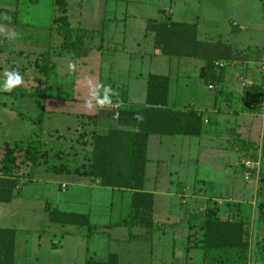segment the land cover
Here are the masks:
<instances>
[{"label": "rangeland", "instance_id": "rangeland-1", "mask_svg": "<svg viewBox=\"0 0 264 264\" xmlns=\"http://www.w3.org/2000/svg\"><path fill=\"white\" fill-rule=\"evenodd\" d=\"M163 4L162 8L170 6L174 12L171 17V24H176L181 21V16L184 17L187 22L186 26H182L184 35L190 40V45L184 50L180 49V44H173L179 51L172 54L168 58L171 61L173 69H176V64L181 62V65L192 64L184 67L183 74L179 78L176 87V91L182 101L179 103L194 102V98L199 99L206 96L210 100L214 99L213 92H209L206 89L203 79L198 78L195 68L201 63L200 59L216 60L215 62H221L225 64L226 70L229 75H235V68L231 66V61L228 58H217L216 52H210L207 46L215 47L217 44L220 46H230V51L238 53L240 56H244L241 52V47H248L251 45L254 53L258 54L262 60H264L263 46H264V0H246L239 6L236 0H159ZM67 8V18L72 28L85 27L84 18L77 20L79 12L84 11L83 16L89 11V0H65ZM238 3V4H237ZM151 5L154 4V0L151 1ZM120 5V4H119ZM59 4H56L55 0H0V159L4 153H7L3 146L17 144L21 147H25L32 143L39 149L37 143L40 139V132L38 122H31L36 120L41 114L40 103L41 101L36 99H30L19 94L20 91H27L31 85H34L36 78H42L39 73V69L35 67V61L42 62L39 57L40 53L50 52L51 62L53 68L48 75V84L46 88L47 95L57 97H71V93L74 89L73 83L76 79V57L73 49L63 51L62 53L56 48L57 41H61L56 33L55 29H50L55 25L54 18H58L61 14L56 11L59 8ZM240 10L243 14L242 18L247 22L252 23V27L248 26L246 30H238L232 27L233 22L239 21L233 19L229 20L228 17H235L237 10ZM247 15L245 17L244 15ZM82 16V17H83ZM10 18V19H9ZM16 19V23H11ZM79 22H77V21ZM87 20V19H86ZM166 21L165 18H163ZM58 22V21H57ZM80 23V24H79ZM87 26V24H86ZM173 26V25H172ZM180 28H173V32H176ZM18 33L15 38H10L11 33ZM176 34V33H175ZM176 35H173V37ZM100 37V35H99ZM96 34L87 43L90 47L103 44L100 38ZM175 38H173L174 40ZM55 44V45H54ZM19 45V46H17ZM105 45V43H104ZM165 45L160 44V51L165 49ZM21 49L18 51V49ZM168 59V60H169ZM242 60V58H241ZM248 60V59H247ZM243 61V60H242ZM250 61V60H248ZM70 65H74L71 68ZM244 65V64H243ZM43 66V64H42ZM106 71V67L102 65ZM18 71L23 77V84L16 87L11 94L2 90V86L6 77L5 71ZM186 70V71H185ZM186 72V73H185ZM187 76V80H182ZM101 77L103 72L101 70ZM100 77V79H101ZM100 94H103L102 83ZM42 90V88L40 89ZM217 103L220 105L225 103L222 96L219 97L215 94ZM203 100V98H202ZM234 100V99H233ZM236 101V100H235ZM234 101V102H235ZM211 104L197 105L194 104L196 109H203L202 117L206 118L209 123L203 125V134L201 137H183L179 136L177 142H190L180 144L176 146L164 145L160 148L153 147L151 145L150 155L159 159V162H154L148 166V188L155 187L158 191L164 193H170L171 196L157 195L156 207L157 212L160 205H166L171 203L175 205L178 211L191 213L196 201L202 205L203 209L213 205H219L217 203L218 198H222L225 201L226 193L233 195L234 200L240 201V205L244 211V220L247 221L252 229V235L250 240L249 260L248 264H264V220L260 217V210L264 212V154L261 153L260 146L264 139V121L260 116L257 118V127L253 128L252 139L258 143L257 159L259 160V172L260 180L255 181L253 178L246 180L244 178L243 169L236 165L237 156H240L234 150L228 151L227 154L217 150V140H223V132L225 128L233 127L235 124V117L217 120V113L211 111ZM238 102L233 103V106H237ZM47 114H43L40 118L46 117ZM55 118V119H53ZM75 118V117H74ZM48 119V120H47ZM44 126L47 128L48 124L57 121L56 126L59 130L58 135L65 134L67 127H71L72 121H76L68 116L58 117H46L43 118ZM52 120V121H51ZM233 123V124H232ZM67 125V127H66ZM66 127V128H65ZM79 127V128H78ZM73 128V127H72ZM80 129V126H77ZM82 130V129H81ZM80 130V131H81ZM50 133V132H49ZM71 136V132H67ZM53 135L46 136L49 140ZM68 139V138H67ZM169 139V138H168ZM167 139V140H168ZM68 144H70L67 141ZM65 142L63 146H67ZM200 144V146H199ZM72 147L75 143L72 141L70 144ZM49 153H56L58 147L47 146ZM70 153L73 151L70 148H66ZM256 151V149H254ZM157 155V156H156ZM232 157L231 159H229ZM42 157L39 158L40 164L37 167L30 165L27 171H34V175H43L45 178L48 173L45 172L44 163ZM69 160L67 156L62 158V163ZM189 163H188V161ZM61 161V160H60ZM59 161V162H60ZM228 161V162H227ZM185 162V163H184ZM227 162V163H226ZM157 173V179H154L153 174ZM172 173V175L170 174ZM51 175V174H50ZM62 181L69 182V178L63 175ZM47 178V177H46ZM34 177V182H26L20 180L19 192L20 196H28L35 198V202L40 199L49 203L46 205L48 209H54L56 203L63 202L71 198L73 192L81 193L78 195V200H84L85 193H82L77 188L70 186L59 188L58 184H50L39 182ZM253 179V180H252ZM155 185L153 186V182ZM177 186L187 187L184 190V198L186 205L183 204L181 197L175 192ZM64 189V191H61ZM244 189L245 191L243 192ZM241 192L238 198L236 195ZM85 192V190H84ZM243 192V194H242ZM89 197V195H87ZM93 200L89 205V210L93 216L92 223L97 225L98 228L92 237L90 244L95 248L97 254L95 259H101L105 254L106 249H112L111 251L121 252L123 258L130 253L131 249L137 251H143L145 248H149L152 251L150 257L148 250L142 252L139 263L144 262L149 256L150 262L148 264H169L171 263V238L169 233L172 229L165 228V232L168 235L162 238V242L145 243L142 241L137 242L132 240L126 244L112 243L109 246L108 238L112 240L116 235L127 236L129 233L137 234L138 229H134L131 222H125L123 226L102 227L103 224L116 223L119 221V215L121 219L127 220L130 216H126L129 197L127 194H123L120 191H109L107 189H95L93 190ZM102 196L101 199L98 197ZM63 200V201H62ZM71 200V199H69ZM100 203H99V202ZM220 206V216L224 218L222 212L227 209L224 202ZM249 203V204H248ZM250 203H256L255 213L251 212ZM102 205V206H101ZM64 205H59L61 208ZM233 205H230L232 207ZM30 218H37V207L31 206ZM32 209L35 212L32 214ZM69 209V208H68ZM79 211H86L84 206H78ZM203 209L199 210L203 212ZM76 211V210H69ZM25 214V210H23ZM129 214V213H128ZM27 216V217H28ZM193 220L190 226L195 224ZM253 225V226H252ZM99 226V227H98ZM101 227V228H100ZM45 229V228H44ZM69 228H66L68 230ZM71 230V229H69ZM84 232L86 229L82 228ZM19 253L23 252L24 247V234L19 236ZM39 249L35 246L32 252H27L28 261L23 256L20 258L23 264H46L45 262L50 259L53 261H61L63 263H70L74 261L75 250L77 251L76 257L80 259L84 257V244L75 248V245L68 243V239L61 240L58 235L53 237L49 233H43L39 237ZM49 240L54 244L53 250L48 245ZM65 241V242H64ZM72 241H74L72 239ZM82 241V240H81ZM60 242V244H58ZM48 245V247L46 246ZM178 247H184L183 243H178ZM200 252L193 251L190 253L191 260L200 261ZM160 256H164V259L160 260ZM105 257V256H104ZM143 258V259H142ZM148 260V261H149Z\"/></svg>", "mask_w": 264, "mask_h": 264}, {"label": "crops", "instance_id": "crops-1", "mask_svg": "<svg viewBox=\"0 0 264 264\" xmlns=\"http://www.w3.org/2000/svg\"><path fill=\"white\" fill-rule=\"evenodd\" d=\"M55 1L56 4H59L60 6L58 10H56L61 14V16H59L58 18L64 16L66 22L71 26L66 15L67 8L65 5V0ZM82 1L83 0H81V2ZM151 1L152 0H89V11L84 16L82 14L84 13V11H82L81 8V12H79V17L77 18V20H81V18H84L85 27L79 25L80 27L76 28L91 32H100L103 38V44L101 45V49H98L97 46L99 45H97L93 46L90 49L81 50L79 52L75 64V73L77 77L73 83L74 89L71 93V97H57L49 95V98H46L43 101L44 114H47L46 117L68 116L69 118L74 119L76 123L72 121L70 128L66 125L67 129L65 131V134L58 135L59 130H57L56 128V126L58 125L57 121L53 122L51 120L52 124H48L46 128L44 126L43 120V118L46 117H43L42 119L40 118L41 120L38 122V127L41 137L37 142L39 144V147L41 146L46 149L47 146L50 145L59 148L65 142L67 143L68 141L71 144L73 141L75 143V146L73 147L76 149L78 154L77 160L81 162L84 150H81V143L79 140L82 141V138L79 136V134L83 130L82 127L86 131L84 139L87 141H90V137L92 134L105 135L109 129H123L134 131L137 126L136 123L118 120L117 110L143 106L146 96L147 77L151 74H155L169 77V91L167 100L168 106L172 110L185 111L188 109H192L202 114L203 111L201 110L203 109H196L194 104H211V111L213 113H217V120H219L220 118H223L222 120H225L227 118H232L233 116L235 117L233 119H236L234 126L225 128L223 132V140H217V150L226 154L228 151L232 152V150L237 152L240 156H237L238 158L236 159V165L240 166L243 169L245 175L246 170L243 167V162L247 159H251L253 161L258 160L256 155V152L258 150L253 151V146H258V142L252 139V132L255 125L257 127V118L260 116V119L264 121V117L260 110H250L252 102L250 100V97L248 95H245L246 93L244 89L241 88L239 78L243 77L253 82L259 81V66L264 62V60H262V58L258 54L254 53L251 45H248V47L246 48L241 47L240 50L244 53V56H240L238 55V53H234V49L233 53H231L229 45H227L228 47H224L220 46V44H217V46L213 48L212 46H207L208 49L206 50H210V52H216L217 58L220 57V59H217L218 61L222 60L221 58L223 57L228 58V60L231 61V66L235 68V75H229V73L225 69L220 84H213L211 83V80H216L219 70H217V67H209L207 69V62L210 60L203 61L202 59H200L201 63L195 68V71H197L198 78L203 79V81L205 82L204 84L206 86V89L209 92H213L214 99L210 100L206 96L202 95V97L199 99H193L195 103H179L178 101H182L183 98L179 96L178 91H176V87L177 84H180L178 82H180L179 78L181 76V73L183 74L184 72V67L192 64L181 65V62H178L176 64V69H173L174 66H172L171 61L168 57L179 51L174 46H172L174 43H179L181 50H184L190 45L189 38L184 35L183 28H180L184 25L186 26L187 22L185 21L184 17L181 16V21H178L176 24H171L170 19L174 14L172 8L170 6L162 8L163 4L160 3L159 0H154V4L151 5ZM236 1H238L240 6L246 0ZM242 16L243 14H241L240 10L238 9L235 17H228L229 20H239L232 23L233 28H237L238 30H246L248 26H253L251 22H247V20L243 19ZM244 16L247 17L246 14ZM163 18H165L166 21H164ZM55 19L56 18H54L53 20ZM14 22L16 23V19L12 20L10 24ZM49 28L54 29L53 27ZM173 28L180 29L176 32H173ZM95 35L96 33L93 36ZM173 35L176 36L173 37ZM173 38L175 39L173 40ZM58 43H60V41H57L56 44ZM160 44L165 45V49L163 51H160ZM20 50L21 49H18V51ZM241 58L243 61L241 60ZM247 59L250 61H248ZM102 65L106 67V71L102 68ZM101 70L103 72V77H101ZM187 79V76H185L181 79V81ZM101 83L102 88L103 86L111 87L112 91L111 93H109V95L113 98L112 105L105 104L101 106L97 104L98 97L96 96V93H98V96L100 95ZM209 85H212L214 89L210 90L208 88ZM103 94L105 95L104 90ZM215 94H217V96L219 97L222 96V99L225 101V103H222L221 105L217 103L218 97L216 100ZM88 101L91 102V107H88ZM234 101L238 102L237 106H233V103H235ZM85 116H89L91 118V122H88L85 126L78 124V121L80 120L78 117ZM203 121L204 124L209 123L206 118H203ZM77 126H80V129H78L79 127L77 128ZM67 132H71L72 135L69 136ZM47 135H53L52 139L50 138L48 140L46 138ZM178 137L179 136L150 135L148 138V163L146 166L144 191L153 195V227L151 229H146L147 224H143L142 221L136 220L132 222L131 225L134 227V229H138L137 234L129 233V235H127L126 237L122 236V234H119L116 235L113 240L111 238H108L109 246L112 243L123 245L126 243H130L132 240H136L137 242L142 241L149 244H159L160 242H162V238L168 235V233L165 232V228H170L172 229V232L169 233L171 238L170 243L172 244L170 252L171 263L174 262V260H184L186 256L184 247L182 246L179 248L177 244L183 243L184 246L186 245V237L191 221L193 217L196 216V214H203V212L199 210L200 208L203 209V207L197 200V203L195 204L191 213H187L180 212L177 210L175 205L167 203L166 205H160L157 212L156 196L164 195L168 197L172 194H170L169 192L164 193L158 191L155 187L148 188L147 186L148 166L153 164L155 161L159 162V159H157V157L153 156L151 158V145L153 144V147L160 148L165 144L167 145L168 143V145L171 144L172 146H176L178 143H187V145L192 144L189 141L177 142L179 141L176 140L179 139ZM183 137L185 138L186 136ZM231 158L232 157H230L229 159ZM22 173H19L20 176ZM170 174L172 175V173ZM45 176L47 178H44L41 174H38L36 177L33 171L30 178L23 177L20 180L26 182H34L35 177L37 178L36 180H39V182L41 181L44 183L56 185L58 184L60 189L62 186L63 188L70 186L72 188L79 189L82 193H85V195H83L84 200H78V195H80L81 193L73 192V195L71 196V198H69L71 200L65 199V201L62 200L63 202L56 203V207H54V209L67 213L86 214L88 215L90 224L94 226L97 225L92 223L93 216L91 215V209L89 210V205L93 200V190L107 189L109 191H117L116 189L101 187L98 184V180H95L93 178L80 177L77 175H66V177L69 178V182L65 183L62 181V177L65 176H63L62 174H53L48 172V176ZM257 176H259L260 179L259 170L257 173L253 172L251 178L257 181ZM153 177L154 179H157L156 172L155 175L153 174ZM20 180L18 181V185L14 193V198L8 203L0 202V229H11L15 231L14 264H23L20 261V258L22 256L24 259H26L25 262L29 260L27 252H32L35 246L39 249V237L43 233H49L53 237H56V235H58L59 239H61L62 241L68 239V243L72 245L74 244L75 248L76 246L79 247L81 246V244H84L83 259L76 257L77 251L75 250L73 262L63 263L58 260L53 261L49 259L48 262H45L46 264H84L85 261L89 259L105 260L110 254L117 255L118 264H142L139 263V255H142V252H145L148 249L150 257L152 256L150 247L145 248V250L143 251H137L133 248L130 250V253H128L124 258L121 252L111 251L112 249H106L108 251H105V254L103 255V257H101V259H95V255L97 254V252L95 251V248L93 246L91 247L90 244L94 233H87V229L85 227L51 223L49 221V211L51 209H48V207L46 206L49 205V203H47L45 199L41 201L39 199L36 203V199L33 197L20 196ZM155 182L156 181L153 182V186L155 185ZM186 189L187 187L177 186L175 190L177 195L181 197L184 205H186L185 201L183 200L185 192L184 190ZM242 190L243 192L245 191L244 189ZM61 191H64V189H62ZM118 191L123 194H127L129 197L130 202L127 206V216L131 211L132 192L130 190ZM240 194L241 192L239 191L236 196L240 198ZM87 195H89V197ZM98 198L101 199L102 196ZM225 198H227L225 199V201L222 200V198L217 199V203L220 202L218 203L219 205H217L219 211L221 209V204L224 205L223 201L227 202V209L222 212L223 216H237L243 219V214L245 213L240 205L241 202L234 200L233 195L229 194V192L226 193ZM59 205L64 206L59 208ZM230 205L233 206L230 207ZM31 206L37 207V218H30L28 216L31 214L29 209ZM78 206H84L85 208H87V210L84 212L79 211L78 209H76L78 208ZM249 206L251 212H254L257 204L250 203ZM23 210H25V214ZM34 212L35 210L32 209V214ZM260 217L264 220V212L261 210ZM118 218V222L113 224L111 223V221H109L106 225L103 224L102 227H109L112 229L114 227L116 228L118 226H123L121 225V223H119L121 220H123L121 219V215H119ZM247 227L250 242L253 227H250L248 223ZM66 228H69L71 230H66ZM82 228L86 229V231L84 232L83 230H81ZM22 234H24V247L22 248L23 252L21 254H18V245L20 240L19 236ZM72 239L74 241H72ZM49 242L50 243H48V245L49 247H51L50 249L53 250L54 244L51 242V240H49ZM58 244H60V242ZM48 245L46 246L48 247ZM146 258L147 259L144 262H146L145 264H148V262H150L149 256L147 255ZM161 259H164V256H160V260Z\"/></svg>", "mask_w": 264, "mask_h": 264}, {"label": "trees", "instance_id": "trees-1", "mask_svg": "<svg viewBox=\"0 0 264 264\" xmlns=\"http://www.w3.org/2000/svg\"><path fill=\"white\" fill-rule=\"evenodd\" d=\"M53 28L56 30L60 43L56 48L63 51L73 49L77 58L81 50L90 49L87 43L96 33L100 41V32H91L80 28H72L65 20V17L56 18ZM58 21V22H57ZM99 44L98 49H101ZM50 52L40 53L41 61H35V67L39 69L42 78H36L35 84L27 91L19 92L21 96L41 101V114H44L43 101L49 98L46 93L48 75L53 68L50 59ZM43 64V66H42ZM214 61L207 62L209 67L215 68ZM226 69L225 64L217 67L219 73L216 80L211 83L219 85ZM263 79L254 82L251 88L244 89L245 95L250 97L252 111L260 110L264 99ZM42 88V90H40ZM15 88L9 92L13 93ZM169 77L151 74L146 81V96L143 106L137 108L118 109L117 119L136 123L134 131L123 129H109L105 135L92 134L90 141L85 140L86 131L82 127L79 136L82 138L81 150H84L81 162L77 160V151L70 144L59 147L56 153H49L46 149L30 143L25 147L20 145H4V153L0 159V202L8 203L14 198L18 181L25 177L30 178L33 171H27L30 165L37 167L44 163L45 171L53 174L77 175L98 180L101 187L116 190H130L132 192L131 211L125 222L140 220L147 224L146 229L153 227V195L144 191L147 159L148 138L150 135L158 136H186L199 137L203 133L202 114L188 109L185 111H174L168 106ZM100 94L98 99H103ZM113 104V98L110 97ZM140 115L142 120L135 117ZM78 124L85 126L91 122L89 116L78 117ZM78 138V139H81ZM89 142V143H88ZM88 143V144H87ZM66 148L73 150L71 153ZM257 145L253 146L258 149ZM264 154V139L260 146ZM86 151V152H85ZM67 156L69 160L62 163V158ZM256 159V158H255ZM61 160V161H60ZM60 161V162H59ZM23 172V173H22ZM19 173H22L21 176ZM259 179V176H257ZM196 223L189 226L186 237L184 260H174L170 264H248L249 260V232L247 222L241 217H221L218 206L215 204L206 207L202 215L196 214L192 221ZM49 221L61 225H75L85 227L87 233L97 231V227L91 225L88 215L80 213L61 212L56 209L49 211ZM191 221V223H192ZM131 222V223H132ZM15 231L11 229H0V264H14L15 261ZM200 252V261H193L189 256L191 252ZM84 264H118V257L110 254L105 260H86Z\"/></svg>", "mask_w": 264, "mask_h": 264}, {"label": "clouds", "instance_id": "clouds-1", "mask_svg": "<svg viewBox=\"0 0 264 264\" xmlns=\"http://www.w3.org/2000/svg\"><path fill=\"white\" fill-rule=\"evenodd\" d=\"M10 19V18H9ZM18 35V33H11L10 38H15ZM71 68H74V65H70ZM4 76L6 79L4 80L2 90L5 92H11L14 88L19 87L23 84V77L20 75L18 71L12 70V71H5ZM104 90V98L98 99L97 98V104L103 106L105 104H110L111 99L109 93H111V87L110 86H103ZM96 96L98 97V93H96ZM88 107H91V102L88 101ZM137 120H142L143 117L140 115H137L135 117Z\"/></svg>", "mask_w": 264, "mask_h": 264}, {"label": "built area", "instance_id": "built-area-1", "mask_svg": "<svg viewBox=\"0 0 264 264\" xmlns=\"http://www.w3.org/2000/svg\"><path fill=\"white\" fill-rule=\"evenodd\" d=\"M263 52H264V47H263ZM217 67H222L224 65V63L221 62H215L214 64ZM259 78L260 80L263 79L264 81V62L260 64L259 66ZM239 82H240V86L242 89H248L251 88L254 85V82L251 80H248L246 78H239ZM208 88L210 90L214 89V87L212 85H209ZM263 90H264V86H263ZM264 100V99H263ZM252 106H250V110H252ZM260 112L262 113L263 117H264V101L262 103V106L260 108ZM243 167L246 170L245 171V179H249L253 172L257 173L258 169H259V160H251V159H247L243 162ZM257 175V174H256Z\"/></svg>", "mask_w": 264, "mask_h": 264}]
</instances>
